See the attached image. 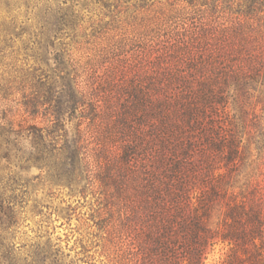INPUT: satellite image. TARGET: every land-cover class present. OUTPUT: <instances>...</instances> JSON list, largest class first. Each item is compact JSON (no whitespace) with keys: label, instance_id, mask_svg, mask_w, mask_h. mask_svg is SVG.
<instances>
[{"label":"trees","instance_id":"16d2710c","mask_svg":"<svg viewBox=\"0 0 264 264\" xmlns=\"http://www.w3.org/2000/svg\"><path fill=\"white\" fill-rule=\"evenodd\" d=\"M138 1L147 14L94 48L42 34L34 48L55 53L22 69L0 159L39 168L50 194L122 200L119 233L162 259L145 264H204L218 244L219 264H264V144L248 124L264 108V0Z\"/></svg>","mask_w":264,"mask_h":264},{"label":"rangeland","instance_id":"374dc122","mask_svg":"<svg viewBox=\"0 0 264 264\" xmlns=\"http://www.w3.org/2000/svg\"><path fill=\"white\" fill-rule=\"evenodd\" d=\"M143 5L138 0H0V94L6 98L0 101V123L3 109L10 107L22 89V69L36 60L52 58L55 53V45L47 46L45 40L43 47L34 48L35 43L43 40L42 34L55 35L47 42L57 44L58 33L63 32L65 42L73 47L94 48L99 41L96 37L104 30L109 37H115L118 29L125 27L124 22L145 16L147 13L139 8ZM174 66L175 63H169L165 68ZM138 72L132 74L146 75L148 70ZM248 124L249 140L263 146L264 108L258 107L256 118ZM191 156L199 159L197 154ZM147 158L138 156L135 169L147 170ZM15 165L13 158L0 159V264H43L56 260L65 264L162 262L158 254L146 250L145 255L124 233H119V227L128 222L118 220L123 201L114 197L112 191L115 200L99 195L101 191L84 199L70 198L67 190L55 189L50 194L39 168L23 171ZM98 209L104 210L100 220L94 218ZM218 212H212L214 222ZM226 250L221 244L209 247L204 264H219ZM180 254L181 259L183 253Z\"/></svg>","mask_w":264,"mask_h":264}]
</instances>
